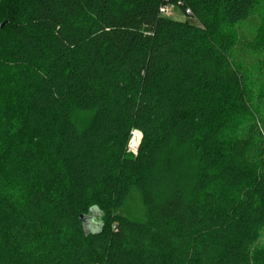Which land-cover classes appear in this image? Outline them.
<instances>
[{"label": "trees", "instance_id": "trees-1", "mask_svg": "<svg viewBox=\"0 0 264 264\" xmlns=\"http://www.w3.org/2000/svg\"><path fill=\"white\" fill-rule=\"evenodd\" d=\"M260 8L0 0V264H264V82L254 93L230 32ZM251 47L264 73V14ZM45 235L55 258L34 251Z\"/></svg>", "mask_w": 264, "mask_h": 264}, {"label": "rangeland", "instance_id": "rangeland-1", "mask_svg": "<svg viewBox=\"0 0 264 264\" xmlns=\"http://www.w3.org/2000/svg\"><path fill=\"white\" fill-rule=\"evenodd\" d=\"M263 14H264V8H260L258 11L254 13V15L249 20L240 23L233 30L230 31L237 38V44L236 47L233 49L232 58L236 64L240 65L244 70H246L249 80L253 84L254 93L256 94L262 91L261 89L264 82V73L262 71L260 72L258 65L261 55L251 47V43L256 35L258 28L260 27L261 17ZM171 18L180 21L185 20L184 15L178 9L173 10L172 15L170 16V19ZM260 105L261 106H257V108L255 105L258 116H256V120H257L256 128L255 130H253V132H255L254 141L255 142L257 141V144L259 145H261L262 142L264 144V101ZM242 125L243 126L241 127L242 129L241 134L244 135L247 132V128L244 127L245 126L244 124ZM140 137L141 135L139 132L133 131L131 133L129 144L131 143L136 144V148L138 149L141 139ZM137 149L136 150L128 149V152L132 154H136ZM129 209L134 213L133 214L134 216L140 215L141 209L135 197L132 198V201L130 202L127 211H129ZM93 211L94 212L89 213L90 217L92 218L89 225L92 229L97 231L100 229L101 226V215L97 210L94 209ZM126 214H129L130 216L132 215L131 212ZM114 227L115 226L112 225L111 228ZM51 244L52 247L47 246L46 235H45V239L42 238L40 245H38V247H35L34 251L37 254L45 253L46 256L48 255L49 258H55L57 256V250L55 249L56 247L55 242ZM263 251H264V230H261L260 237L254 246V253H256L258 257L257 258L258 261H260L259 260L260 257L262 258L261 254Z\"/></svg>", "mask_w": 264, "mask_h": 264}, {"label": "water", "instance_id": "water-1", "mask_svg": "<svg viewBox=\"0 0 264 264\" xmlns=\"http://www.w3.org/2000/svg\"><path fill=\"white\" fill-rule=\"evenodd\" d=\"M141 138V137H140ZM137 149V148H136ZM97 210L96 208H92L90 210V213L94 212L93 210ZM98 211V210H97ZM92 220V218L90 217V215L88 216H81L80 217V221L82 223V227H83V231L85 233V235H88V234H95L97 233L99 230L95 231L94 229H92L89 225L90 221Z\"/></svg>", "mask_w": 264, "mask_h": 264}, {"label": "built area", "instance_id": "built-area-1", "mask_svg": "<svg viewBox=\"0 0 264 264\" xmlns=\"http://www.w3.org/2000/svg\"><path fill=\"white\" fill-rule=\"evenodd\" d=\"M174 8L173 6H169V5H162L159 7V13L162 17H165V18H170V16L172 15V12H173ZM128 149L131 150H136V144H129L128 145Z\"/></svg>", "mask_w": 264, "mask_h": 264}, {"label": "bare ground", "instance_id": "bare-ground-1", "mask_svg": "<svg viewBox=\"0 0 264 264\" xmlns=\"http://www.w3.org/2000/svg\"><path fill=\"white\" fill-rule=\"evenodd\" d=\"M134 144V143H133Z\"/></svg>", "mask_w": 264, "mask_h": 264}]
</instances>
